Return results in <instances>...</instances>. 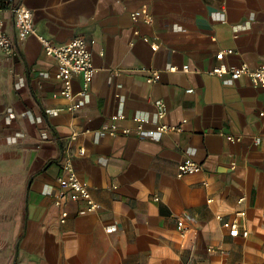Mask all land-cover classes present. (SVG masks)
<instances>
[{
	"label": "crops",
	"instance_id": "1",
	"mask_svg": "<svg viewBox=\"0 0 264 264\" xmlns=\"http://www.w3.org/2000/svg\"><path fill=\"white\" fill-rule=\"evenodd\" d=\"M14 1L53 45L82 37L94 76L82 107L70 110L56 62L36 36L13 57L0 53V220L10 228L0 232L14 233L8 264H264V87L208 73L264 64V0ZM142 5L150 23L129 17ZM2 19L13 37L11 13L4 9ZM225 50L234 53L216 59ZM148 68L159 71L153 84ZM81 89L75 77L73 93ZM152 101L164 102L165 123L185 120L183 130L153 140L99 130L113 117L117 128L153 126ZM72 135L71 151L85 150L73 164L98 206L92 213L80 202L54 204ZM184 159L203 170L177 178ZM217 216L248 236L229 237Z\"/></svg>",
	"mask_w": 264,
	"mask_h": 264
},
{
	"label": "built area",
	"instance_id": "2",
	"mask_svg": "<svg viewBox=\"0 0 264 264\" xmlns=\"http://www.w3.org/2000/svg\"><path fill=\"white\" fill-rule=\"evenodd\" d=\"M9 11L12 15V24L14 30V36H9L4 31V22L2 19V12ZM129 17L132 21L137 22L141 20L144 23L151 22V16L146 5H142L138 10L131 12ZM138 34V32H134ZM29 36H36L41 44L44 54L52 58L56 62L57 70L55 73V79L60 83L59 96L66 99L69 102L70 110H78L83 105V98L86 94L89 85L92 82L94 76V67L92 64L91 54L88 50V45L82 37H76L70 42L64 45H53L42 36L37 35L33 22V13L28 8L17 4L14 0H0V53L5 57L10 58L17 54L18 46L22 44ZM148 43L153 53H156L159 49L158 44L151 42L148 39H143ZM234 51L225 50L216 54V59L222 60L224 57L232 55ZM188 66L181 68L182 72L188 71ZM169 71H174L170 68ZM147 74V84H153L158 81L159 71L154 68H148L145 70ZM210 75L223 78L228 77L232 81L239 80L240 78L248 79L252 86L256 89L264 87V64L251 69L246 65H242L238 68H221L216 67L208 72ZM75 77H79L82 83V89L78 93H73L72 81ZM188 93L192 90H188ZM149 108H152L157 115L158 122L153 124L149 128H145L143 124H136L132 128L124 127L117 128L115 121L117 117L112 118V123L103 124L99 129L102 132H106L109 136H115L118 133L124 136L134 135L139 139L153 140L159 136H165L173 133H179L183 130V126L186 121H182L180 124H168L164 122L167 115V110L164 102L152 101L148 103ZM259 117L262 120L264 127V113H260ZM76 139L75 135H72L69 140V145L63 150L60 159V167L62 176L58 179L59 192L54 204L56 206L62 205L64 202L83 203L85 210L88 213L95 212L98 208L97 204L93 201L87 184L79 178L74 168V158H82L85 156L84 148H78L75 153L70 149V144ZM228 142H240V137L226 136ZM234 164H232V168ZM203 170L202 166L189 160L184 159L178 164L177 178H182L189 174H197ZM243 199H240V202ZM240 217H244V213L237 214ZM68 218V212L63 210L61 212L60 223L64 224ZM216 219L221 223L222 227L227 230L228 236L231 238L248 236V231L241 228L236 221H223L220 216ZM177 229L180 236L184 237L186 234V228L182 220L177 221ZM214 252V250H209Z\"/></svg>",
	"mask_w": 264,
	"mask_h": 264
},
{
	"label": "rangeland",
	"instance_id": "3",
	"mask_svg": "<svg viewBox=\"0 0 264 264\" xmlns=\"http://www.w3.org/2000/svg\"><path fill=\"white\" fill-rule=\"evenodd\" d=\"M12 219V218H11ZM11 223V222H10ZM7 227L9 228V222L7 220V218H5L4 221L0 220V228H4ZM3 231L1 230V237H0V262L6 263L8 264V262L10 261V254H11V250H12V246H13V238L14 237V233L13 231H9L8 233H2Z\"/></svg>",
	"mask_w": 264,
	"mask_h": 264
}]
</instances>
